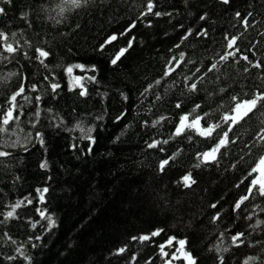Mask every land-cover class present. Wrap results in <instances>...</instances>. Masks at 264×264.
<instances>
[{"label": "trees", "instance_id": "16d2710c", "mask_svg": "<svg viewBox=\"0 0 264 264\" xmlns=\"http://www.w3.org/2000/svg\"><path fill=\"white\" fill-rule=\"evenodd\" d=\"M154 3L161 16L141 15L146 0H80L79 7L70 0L0 5L7 10L0 29L21 49L10 54L0 48V119L21 83L28 98H17L18 120L0 125L6 128L0 131V151L11 153L0 157V264H167L179 247L174 241L163 255L160 245L169 237L187 240L186 251L197 264H220V257L223 264H244L249 257L257 258L249 264H264V196L253 189L235 208L248 195L256 176L251 169L264 156V141L257 137L264 129V106L234 128L229 135L235 143L221 149L215 162L199 158L214 139L190 130L173 136L179 116L197 104L199 114L207 112L209 121L223 125L220 118L232 106V96L250 98L264 91V67H252L264 65V0ZM25 12L27 20L21 19ZM237 12L242 17L252 13L249 27ZM131 23L135 28L101 50L107 37L119 36ZM204 30L208 35L200 34ZM226 35L240 37V52L208 71L234 50L226 49ZM129 40L132 47L112 65L115 52ZM37 48L51 53L43 64ZM244 55L251 64L241 59ZM169 63L179 67L162 79ZM78 64L85 68L67 72ZM75 77L84 78L87 95L72 86ZM197 80V90L190 92L188 85ZM54 83L59 84L55 92ZM86 134L96 140L91 153ZM156 140L168 141L161 143L163 151L148 147ZM174 154L160 171V162ZM45 160L46 169L40 167ZM189 172L196 183L185 188L180 181ZM43 188L48 192L40 201L37 189ZM18 201L23 204L15 216L6 218ZM40 211L55 223L50 225ZM158 229L163 231L149 241L132 239ZM238 233L243 243H233ZM121 247L126 251L119 253Z\"/></svg>", "mask_w": 264, "mask_h": 264}, {"label": "snow or ice", "instance_id": "6c2138e0", "mask_svg": "<svg viewBox=\"0 0 264 264\" xmlns=\"http://www.w3.org/2000/svg\"><path fill=\"white\" fill-rule=\"evenodd\" d=\"M70 2L75 5L76 7L80 6V0H70ZM222 2L227 5L231 2V0H222ZM13 3V0H0V5L7 4L10 5ZM155 9V3L154 0H146V11L141 13L142 16L146 17L148 15H155V16H161L162 13L158 11H154ZM61 12L64 11L63 8L60 9ZM7 15V10L4 6H0V16H6ZM237 17H241L242 23L245 28L249 27V21L248 17L252 16L251 12H248L246 16H241L240 12H237L235 14ZM28 13H22L21 14V19L27 20ZM201 20L205 19V16L200 17ZM136 24L131 23L128 28L119 34H112L109 37H107L102 45H100L101 50H103L106 46L112 45L114 42H116L120 36H124L127 34V32H130L133 28H135ZM189 35L191 32L189 31ZM201 35H208L207 30H204ZM16 33H12V36L14 37ZM242 35V34H241ZM187 37L185 36L184 39ZM134 39V38H133ZM224 39L227 41L226 43V49H234L233 51H226L224 55H221L219 58V61L217 63L211 64L210 68L208 71H213L217 68V64L220 61H228L230 57L235 58L237 53L240 52V49L236 47L237 41L240 39L239 36H225ZM9 41V35L7 32L3 31L0 29V48L3 49L4 52L10 53V54H15L19 52L21 49L18 47L19 42L14 45L13 43L8 42ZM133 40H129L127 47L119 48L113 57L110 60V63L112 65H116L118 62L121 61V59L126 55V53L129 51V49L132 47ZM36 52L38 53L37 59L40 60V63L43 64L44 60L47 59L50 56V52L43 49V48H37ZM26 55V53H25ZM0 57H3V53L0 52ZM241 59L245 61H249V57L244 55L241 56ZM173 60H176L175 57H173ZM180 60H183V53L181 54ZM251 64V61H249ZM46 66V65H45ZM73 67L84 69V65H74L70 66L67 68V72L69 74L72 73ZM176 67H179V63H177L175 66H172L171 63L166 67L165 71L162 74V79L164 77H167L171 75V73L176 71ZM252 67L255 68H261L264 67L260 62H256L255 64H252ZM94 70V66L93 69ZM247 71V69H245ZM197 72L200 71L199 68L196 69ZM10 75H14L10 74ZM26 79V78H25ZM84 78L83 77H75L72 81L71 84L73 87H79L81 89L80 95H87V89L84 88L83 83L81 82ZM94 79V77L90 78ZM187 79L191 80V77H188ZM202 80V77L200 78ZM160 80H157L155 83L158 85L160 84ZM200 81H194L190 85H188V90L190 92H194L198 88V83ZM59 87V84H52L51 88L53 92ZM153 85H148V87L144 90L145 93L151 89ZM31 89L33 91L36 90V85H31ZM26 89L25 85L21 83L17 90L11 94V96L8 99V107L6 110L3 112L2 119H0V125L6 126L10 122L16 121L19 119V115H14V113L17 112L18 109V103H17V98L18 97H24L25 100L28 98L24 96ZM221 91H224V89H221ZM141 95H144L142 93ZM246 95V94H245ZM157 99H160L159 96L156 97ZM37 100L40 99V97L36 98ZM124 99L127 100V96H124ZM232 100V106L229 108L227 112L224 113V115L220 118L223 121V125L227 126L226 130L222 131H217L218 129H222L223 125L220 123H213L207 119L209 116V113L204 112L203 114H199L197 112V109L201 108L200 104L195 105V107L190 111L186 112L182 115L179 116L178 118V123L175 126V132L173 133V136H181L185 133V131H193L197 135L204 137L206 139H214L215 143L209 148L208 151H205L201 154H199V158L201 159V162L203 163H210V162H215L219 159L220 155H222L221 149H226L227 146L230 143H235L234 139H230V133H233L234 128H236L242 121H245L246 118L250 116L258 107L264 106V91L257 90L255 93L250 98H244L243 95H234L231 97ZM0 107H3L0 105ZM175 108L179 109L181 108V103L177 102L175 104ZM38 115V113H37ZM124 113H121L120 116L117 117V120H120L124 117ZM102 117H98L97 119H101ZM166 117L161 116L160 120H164ZM160 120L153 122V126L155 124L160 123ZM3 126H0V131H6V128ZM79 127V125H77ZM83 131V129H81ZM92 129H89V133H91ZM258 140L259 141H264V129H261L260 132L257 134ZM37 138L39 139L40 143L43 144V138L42 134H37ZM85 139L89 141L88 145V152L91 153L92 147L95 145L96 140L91 134H86ZM238 139V137H237ZM161 143L167 144L168 141L165 140L163 142L156 140L153 141L152 143L148 144L149 148H157L160 147ZM73 147H76V145H73ZM27 150V149H26ZM160 151H163V148L160 147ZM11 153L6 152V151H0V157H7L10 156ZM175 159V154L173 156L168 157L167 159H164L160 162L159 168L160 171H164L165 167L170 164L171 161ZM199 165H197L198 167ZM41 168L46 169L48 167L47 161H42L40 164ZM257 174L256 178L252 179L250 182V187L248 188V195L242 196L236 203H235V208L239 209L241 205L244 203V201L249 199V195L252 194L253 189H256L260 195L264 196V156H261L259 160L257 161L256 165L251 169V173ZM185 188L191 187L192 184H195L196 181L193 179L191 173H187L182 176L181 181H180ZM37 192L39 193V200L43 201L44 200V194L48 192V188H43V189H37ZM28 203H32V201H28ZM23 204V201H18L12 208L11 211H8L6 214V218H12L15 216V210ZM212 207H216L215 204L212 205ZM40 217L48 219L50 221V225L54 224L55 221L51 220V217L46 216L45 211H40L39 212ZM218 218V216H217ZM0 223H3V221H0ZM32 227H35V224L32 225ZM162 229H158L148 235H142L140 237H132L133 240L139 239L140 241H149L152 239V237L160 235ZM243 236V233H238L237 235L233 236L231 239L233 243H236L239 241L240 243H243V240L241 237ZM11 239V237H9ZM39 239V237H37ZM178 243L179 247L176 249L177 252L180 253L179 256H176L175 253L173 254L175 259H182L183 261L186 262V264H197L195 257L192 255L191 252L186 251V244L187 240L181 239L177 240L176 237H169L168 240L166 241L165 244L160 245V250L163 253V255L167 256L168 253L164 251L165 247H170L173 245V242ZM35 247V245H33ZM126 251L125 247H121L118 249L119 253H123ZM9 259H13V257H9ZM220 264H223V257H220ZM257 259L256 257H249L247 260L244 261V264H249L250 261ZM167 264H172L171 260L167 261Z\"/></svg>", "mask_w": 264, "mask_h": 264}, {"label": "rangeland", "instance_id": "374dc122", "mask_svg": "<svg viewBox=\"0 0 264 264\" xmlns=\"http://www.w3.org/2000/svg\"><path fill=\"white\" fill-rule=\"evenodd\" d=\"M256 176H257V174H256ZM256 176H255V178H256ZM174 253H175L176 256H179L180 255V253L177 252V251L174 252ZM174 253H172V255L168 259V260H171L172 261V264H186V262L183 261L182 259H175L174 256H173Z\"/></svg>", "mask_w": 264, "mask_h": 264}]
</instances>
